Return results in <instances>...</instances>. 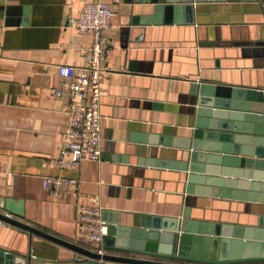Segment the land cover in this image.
Listing matches in <instances>:
<instances>
[{
  "label": "crops",
  "instance_id": "1",
  "mask_svg": "<svg viewBox=\"0 0 264 264\" xmlns=\"http://www.w3.org/2000/svg\"><path fill=\"white\" fill-rule=\"evenodd\" d=\"M88 1L0 0V200L12 198L14 206L21 200L23 214L0 210L94 248L100 240L87 242L76 234L81 204L100 205L109 224H127L143 213L180 214L188 196L185 173L169 162L181 159L184 150L173 143L188 142L192 131L189 76L194 70L213 85H264V73L256 72L264 69V48L250 44L261 27L253 2L106 0L116 15L105 53L112 70L101 75L100 158L59 167L54 159L69 116L66 97L54 92L61 82L57 67L88 58L83 49L91 34L68 22ZM248 63L253 66L246 68ZM151 157L166 165H149ZM48 175L72 181L58 185L63 193L55 195L44 186ZM228 189V197L202 194L192 200H203L215 222L235 219L237 212L243 222H253L255 211L264 210V201L249 200L261 191L238 184ZM198 203L193 212L202 214ZM241 206L247 210H237ZM13 254L31 255L34 264H81L73 248L0 219V259L8 264Z\"/></svg>",
  "mask_w": 264,
  "mask_h": 264
},
{
  "label": "water",
  "instance_id": "2",
  "mask_svg": "<svg viewBox=\"0 0 264 264\" xmlns=\"http://www.w3.org/2000/svg\"><path fill=\"white\" fill-rule=\"evenodd\" d=\"M157 1L168 5L177 2ZM245 1L253 2L260 16V31L250 44L264 48V0ZM186 5L189 10L193 7L192 3ZM130 65L128 70H133ZM256 72L260 75L264 69ZM188 81L191 104L188 125L192 131L188 142L173 143L184 150L181 159L169 162L171 168L185 173L184 190L188 196L179 215L143 213L127 224H109L107 233L94 248L61 238L4 212L22 215L21 200H16L14 206L12 198L1 199L0 208L4 210H0V219L73 248L79 252L77 259L81 264H264V216L258 215L264 214V210L255 211L253 222H243L241 212L234 215L235 219L215 222L218 218L208 216L202 207L203 200L199 197L196 202L192 200V195L231 196L228 188L238 184L261 191L249 200L264 201V89L259 88L264 85L261 82L250 88L213 85L194 70ZM166 162L151 157L146 163L165 166ZM178 189L183 190L181 184ZM194 203L202 207L204 214L193 212ZM242 208L237 210H245ZM4 260L1 257L0 264ZM6 260L8 264H15L16 260H25V264L35 262L31 255L18 254Z\"/></svg>",
  "mask_w": 264,
  "mask_h": 264
},
{
  "label": "built area",
  "instance_id": "3",
  "mask_svg": "<svg viewBox=\"0 0 264 264\" xmlns=\"http://www.w3.org/2000/svg\"><path fill=\"white\" fill-rule=\"evenodd\" d=\"M115 15L116 11L108 1L91 0L84 3L76 14L68 16V22L76 31L90 33L92 38L90 45L83 49L88 55L84 64H59L57 67L61 82L54 92L66 97L69 116L54 159L59 167L77 164L85 158H100V84L101 75L112 70L105 63V53L109 43L107 30ZM71 181L70 177L48 175L44 178V186L52 194L60 195L63 191L57 186ZM77 215L76 234L81 240H100L107 233L109 222L101 215L100 205L81 204Z\"/></svg>",
  "mask_w": 264,
  "mask_h": 264
}]
</instances>
